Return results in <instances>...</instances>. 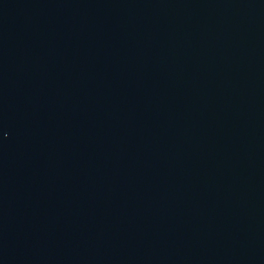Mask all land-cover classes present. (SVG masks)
<instances>
[{
    "label": "water",
    "instance_id": "water-1",
    "mask_svg": "<svg viewBox=\"0 0 264 264\" xmlns=\"http://www.w3.org/2000/svg\"><path fill=\"white\" fill-rule=\"evenodd\" d=\"M0 264H264V0H0Z\"/></svg>",
    "mask_w": 264,
    "mask_h": 264
}]
</instances>
